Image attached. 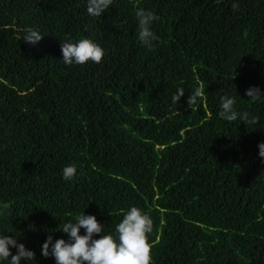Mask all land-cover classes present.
<instances>
[{"label":"trees","instance_id":"1","mask_svg":"<svg viewBox=\"0 0 264 264\" xmlns=\"http://www.w3.org/2000/svg\"><path fill=\"white\" fill-rule=\"evenodd\" d=\"M235 2L113 0L92 17L86 0H0V231L20 234L31 264H55L41 244L75 214L113 231L130 205L153 220L150 264H264V100L245 94L264 90V0ZM138 6L156 16L151 47ZM84 37L101 61L64 64L60 41ZM225 93L257 121L219 116Z\"/></svg>","mask_w":264,"mask_h":264},{"label":"clouds","instance_id":"2","mask_svg":"<svg viewBox=\"0 0 264 264\" xmlns=\"http://www.w3.org/2000/svg\"><path fill=\"white\" fill-rule=\"evenodd\" d=\"M113 0H86V12L89 16L100 17L102 13L112 6ZM233 9L238 8V3L233 0ZM137 21V38L141 45L151 47L155 34L152 24L156 19L154 12L144 7L135 8ZM45 33L36 27H26L21 38L24 41L36 44ZM61 58L66 65H83L88 61L99 63L105 50L91 37L73 40L66 38L60 41ZM232 75L231 79L233 78ZM184 94V89L178 87L172 95V102L177 103ZM245 94L250 100H264V90L258 86H249ZM204 86L201 84L194 88L187 97L188 105L197 104L203 98ZM235 97L229 94L219 96L218 115L228 121L238 118L243 123H255L257 117L244 111L238 112L235 108ZM258 155L264 158V141L258 142ZM77 171V164L70 162L63 166L61 175L65 180H71ZM7 204L0 205V216L6 215ZM83 229V233H81ZM66 234V238H53L47 235L41 244V255L52 256L55 264H150L151 245L148 234L153 231V220L149 213L142 211L136 205H130L122 210V217L115 224L113 231H108L106 226L98 222L94 214L81 211L72 218L67 219L55 229ZM54 230V231H55ZM11 231H0V264H31L35 259L33 250L26 248ZM98 234V235H97ZM15 249L13 252L12 249Z\"/></svg>","mask_w":264,"mask_h":264}]
</instances>
